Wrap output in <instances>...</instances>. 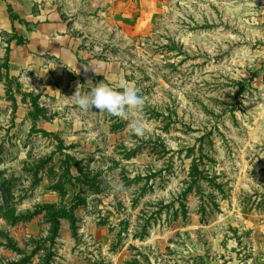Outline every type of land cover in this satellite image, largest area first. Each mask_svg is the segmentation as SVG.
<instances>
[{
	"label": "rangeland",
	"instance_id": "1",
	"mask_svg": "<svg viewBox=\"0 0 264 264\" xmlns=\"http://www.w3.org/2000/svg\"><path fill=\"white\" fill-rule=\"evenodd\" d=\"M43 1L119 65L105 84L138 90L147 131L77 89L22 92L0 56V217L19 219H0V264H264V0H153L141 32L115 0Z\"/></svg>",
	"mask_w": 264,
	"mask_h": 264
},
{
	"label": "crops",
	"instance_id": "2",
	"mask_svg": "<svg viewBox=\"0 0 264 264\" xmlns=\"http://www.w3.org/2000/svg\"><path fill=\"white\" fill-rule=\"evenodd\" d=\"M154 4L115 0L113 18L122 29L141 32L151 20ZM258 14L264 24L263 6ZM70 22L43 0H0V56L7 78H13L22 92L59 100L67 88L120 80L119 65L92 57L81 47ZM6 92L5 80H0V109L7 106Z\"/></svg>",
	"mask_w": 264,
	"mask_h": 264
},
{
	"label": "clouds",
	"instance_id": "3",
	"mask_svg": "<svg viewBox=\"0 0 264 264\" xmlns=\"http://www.w3.org/2000/svg\"><path fill=\"white\" fill-rule=\"evenodd\" d=\"M78 89L79 86L71 98L80 110L93 112V109H97L96 112L129 121L133 135L143 137L146 134V123L141 118L145 99L134 87L121 85L120 90H115L100 82L86 93Z\"/></svg>",
	"mask_w": 264,
	"mask_h": 264
},
{
	"label": "trees",
	"instance_id": "4",
	"mask_svg": "<svg viewBox=\"0 0 264 264\" xmlns=\"http://www.w3.org/2000/svg\"><path fill=\"white\" fill-rule=\"evenodd\" d=\"M7 71V69H6ZM35 120V119H34ZM32 122V121H31ZM33 124V122H32ZM46 134V133H43ZM11 187L9 185V182L2 180L0 181V198L2 201V205L0 206V210H2L3 208L10 209L12 206L10 205L12 201V197H11ZM1 220L5 221V222H10L11 226H15L18 222V217H15L13 214L10 215H3L2 217H0Z\"/></svg>",
	"mask_w": 264,
	"mask_h": 264
}]
</instances>
